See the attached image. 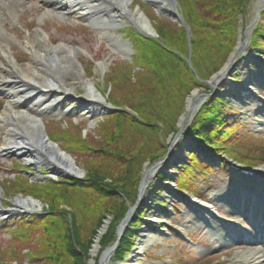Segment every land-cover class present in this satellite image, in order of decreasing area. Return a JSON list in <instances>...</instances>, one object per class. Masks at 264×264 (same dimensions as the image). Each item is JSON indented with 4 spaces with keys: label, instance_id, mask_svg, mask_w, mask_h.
Masks as SVG:
<instances>
[{
    "label": "trees",
    "instance_id": "obj_1",
    "mask_svg": "<svg viewBox=\"0 0 264 264\" xmlns=\"http://www.w3.org/2000/svg\"><path fill=\"white\" fill-rule=\"evenodd\" d=\"M247 2L248 0H181L186 22L190 25L193 34L191 38V63L194 70L185 66L186 62L177 54L162 47L157 42L149 40V43L138 48V55L135 57V64L143 68L142 72L138 71L137 73L140 77L138 82L141 91L135 94L136 96L133 95L135 93L133 89H131L132 93H128V89L124 87L126 82L122 83L121 74L126 69L118 66L119 68L113 71L110 78L113 86L118 87V91L113 93V103L117 106L132 108L140 115L141 120L125 111L106 117L105 124H102L100 129L102 142L92 140L94 145L100 143L101 147L86 148L88 147L86 144L78 145V141L73 142L78 147L88 149L86 150L88 155L94 157V159L87 160L86 163L88 179L51 182L49 185L41 186L40 190L42 192L36 190L33 194L44 198L52 209H57L59 205L66 203L71 205L73 193L83 190L86 185H90L94 191L100 192L104 201L115 203L113 200H118L119 204L122 203V205L117 207L113 206V203L109 205V208L101 214L96 225L91 229L90 237L84 241L82 238L80 240L77 238L79 228L75 230V222H70L68 215L65 217L68 212L66 209H61L64 216L58 215L57 218L55 214H51L45 219L44 223L42 222L45 224L44 234L42 233L45 235V247L37 249L42 253L41 255H47V257L40 259L38 256L33 255L29 264H87V252L92 242L91 238L96 234L102 220L109 214L113 215L112 222L102 236L100 244L105 247L115 240L117 222L123 217L127 208V205L123 202H126V198L132 201L136 192L138 180L136 159L140 157L139 162L142 163L141 161L145 159L144 156L148 159H155L159 156L160 151H164V148L160 150L158 146L154 148L156 143L151 140L157 134L158 125H163L165 128L169 127L171 132L176 129L177 111H174L173 108L165 109L161 106L151 109L150 102L153 100L155 104L160 105L161 101L169 98V103H172L173 98L175 106H179L177 102L181 100L184 94H187L196 86H202L195 75L197 74L200 78L205 79L223 64L236 40L237 17L245 12ZM157 29L160 37L168 43L169 49L175 50L184 56L187 55L186 32L182 27L165 21V23H159ZM174 60L179 61L183 66L178 65L179 63L174 62ZM134 96L135 100H132ZM221 101L222 99L218 98L208 99L188 129V132L197 134L206 143L211 144L214 149H220L217 145L228 136L227 130H221L219 115L222 111ZM139 121L148 127L152 126L151 129L149 128L151 132L150 140L143 137L144 140L131 146L130 143L133 142V139L131 134L125 132L126 129L123 128V124L127 122L131 125ZM112 123L123 129V131L121 129L108 131L107 127ZM217 127H220V129ZM160 136L164 138L165 135ZM162 137L161 139L164 140ZM82 140L84 141V139ZM96 159L98 161H95ZM120 162H125L127 168L123 172L111 167L118 166ZM106 176H110L112 180L106 181ZM117 192H121L125 198L122 199ZM137 224L138 221H134L131 223V227ZM35 226L39 225H25L26 228L28 227V231L34 229ZM24 237V234L21 235L22 239H25ZM131 237V230L127 229L116 250L115 255L117 258L126 253ZM77 241H81L83 247H79ZM40 261L42 262L37 263Z\"/></svg>",
    "mask_w": 264,
    "mask_h": 264
},
{
    "label": "bare ground",
    "instance_id": "obj_2",
    "mask_svg": "<svg viewBox=\"0 0 264 264\" xmlns=\"http://www.w3.org/2000/svg\"><path fill=\"white\" fill-rule=\"evenodd\" d=\"M147 1L153 3L157 9H161V5L166 3L167 0ZM42 2L46 5L49 14L58 9L57 14L61 15V17L70 14L75 19L84 20L88 23L92 22L99 27L98 32L102 36L106 35L105 37L110 40H113V36L110 34L108 27L112 25L116 27L120 19H122L120 14L124 13H127V16L139 26L141 32H153L151 23L145 13L139 8L134 11L131 9L134 0H42ZM18 6L17 0H0V71L2 74L0 77V91L3 92L7 100L5 107L0 112V122L3 125L4 131V139L0 144V156H6L3 154L8 155V152L12 151L11 153L20 158L26 165H33L34 167L43 165L42 167L47 169L49 174L67 173L82 175L83 170L76 165L71 155L48 139L45 134L44 123L40 116L44 111L60 112L58 107L59 97L56 96L58 95L56 92L53 93V88H61L64 91L73 92L74 83L70 87L66 86V77L74 78L83 86L84 92L79 99V106L77 107L79 114L92 115L96 112V105L103 103L99 90L94 81L84 76L83 67L79 60V54L83 53V50L77 46L66 44L65 42L53 44L50 42L49 35L39 28L34 33L28 32L25 34L23 40L19 43L28 51L29 60L22 64L15 58L9 43L12 41L13 36L5 30L2 22L4 19L3 15L6 13L17 16ZM114 6L118 7L117 17L112 13ZM127 48L126 44H120L118 53L123 57H127L129 52ZM250 63H254L253 60H249L247 64ZM97 65L102 70L107 66L104 61L98 62ZM229 65L230 63L226 65L227 69L230 68L231 65ZM258 67L261 68V65H258ZM242 70V75L247 81H258V76L256 77L254 73L250 74L246 67L243 66ZM247 81L244 82L246 85L249 82ZM217 82L215 77H213L211 85L215 86ZM39 87L49 88L52 91V98H50L48 103L43 100L41 92L38 90ZM235 88H238V85L231 84L230 89L234 90ZM244 92L243 90L242 94ZM231 93L233 94V92ZM234 94L241 97L238 90ZM243 97L245 100H248L249 92L247 96ZM194 102L195 98L192 99L190 97L188 99L186 106L188 111L194 107ZM43 103L46 106L42 108L41 104ZM176 136H179V134ZM173 155L176 154L173 153ZM238 184H241L242 187L245 186L248 188L247 190H251L250 188L253 187L244 178ZM234 187L238 186L234 185ZM234 187L231 190L220 189L218 191L220 196L215 200L221 202L222 206H231L230 200L232 199L241 200L243 198L242 200L245 201V194H240ZM250 194L254 199L262 197L254 192H250ZM1 200L0 191V203ZM15 202L16 206H20L22 210L32 213L39 210L40 207V202L31 197L19 196ZM201 204L205 205L208 203ZM198 205L194 209L195 212L193 217H190V221L199 228L206 229L208 232L210 230L215 232H212V238L214 237L215 242H217L218 238L226 240V235L219 233L221 225L215 222V215L206 207L203 210V206ZM201 209L204 212H201ZM5 213L7 214L8 211H4L2 214L5 215ZM107 226L108 223L105 221L100 227L99 232L95 235V242L91 248L92 255L97 254L99 250V234L103 233L107 229ZM163 230L165 229H158V233L160 231L163 232ZM143 231L144 235L140 237L137 248L122 263L138 264V260L143 256L144 248L148 244H154L155 241H158L159 236L152 233L151 229H145ZM236 256L238 257L237 260L231 264H264V247L238 250ZM92 264L94 263L92 262Z\"/></svg>",
    "mask_w": 264,
    "mask_h": 264
},
{
    "label": "rangeland",
    "instance_id": "obj_3",
    "mask_svg": "<svg viewBox=\"0 0 264 264\" xmlns=\"http://www.w3.org/2000/svg\"><path fill=\"white\" fill-rule=\"evenodd\" d=\"M134 3L136 4V2H134ZM263 6H264V0H248L247 4L245 5V7L248 8L247 11L244 12L245 14L243 13L242 16L239 15V17H237V21H238L237 25H239L240 20H244V22L242 23L243 28H244V26L251 24V28L248 29V32H249L248 38L245 39V36L243 34H241V38H240L241 41H243V42L246 41L249 46H250V42H251V39H250V36L252 34L251 31L253 29L252 25L255 24L256 19H259V16H257V12H258V9H261ZM35 8L36 7H34L33 5H32V9L26 7L25 10H27V12L22 16L23 22H24V24L21 22L22 25L25 27L31 26V29H30L31 32H33L38 27H41L42 30H43V28L46 29V32L50 36V41L53 44H57L61 41H64V42L69 43L73 46H79L80 48H82V50H84V53L79 54V59L81 61L82 66L87 68L88 64H90V62H88L89 60H93L95 63L92 67L93 73L90 76H86L85 78L94 81L96 87L98 89H100L101 92H103L104 89L106 88V84L108 83L107 78H106L107 71H109L110 67H112L114 64L118 63V65H120L122 63H119V62H122L123 60L127 61L126 60L127 58H123L118 52L113 50L112 47L110 46L109 42H107L104 38H102L101 34L96 29L93 28L90 30V29H85V28L80 27V24H85V22H83L81 20H77V19H72V17L70 15H67L63 18H60L56 15L45 16V17L40 16L41 20L38 23L37 22V16H39L41 13L40 12L37 13V11H35ZM143 9L146 10L147 16L150 17V20L152 21V23L154 22L155 19L159 18V15L157 17L152 15L155 12L151 9V7L147 6ZM42 20H43V22H42ZM60 22H68L71 25H73V27L70 28V27L62 26V27L58 28V30H56L55 28L58 26L56 23H60ZM19 31H21V30H19ZM111 32H114V31L111 30ZM258 33L259 34L264 33V27H260ZM23 35L24 34L18 35L19 40L22 39ZM259 40H260L259 46L264 47V42L261 39H259ZM11 47H12V51H13L14 55L17 57L18 60L22 61V64H24L25 62H27L29 60V55L27 53L28 51L26 52V50L20 44L14 43L13 45H11ZM188 55H189V52L187 53L186 57H188ZM100 61L106 62V65H107L104 68L102 74L100 73L99 66L97 65L98 62H100ZM174 62L179 63L178 65H180V66H183L179 61L177 62L174 60ZM130 65L131 66L129 68L134 73V79L131 80L130 82H126L124 87L128 89V93L131 92V89H133V92H135L133 95H135L141 91L140 85L138 82L140 77H139V75H137L138 72L135 73V71H136L135 65H133V64H130ZM185 66H187L189 69L191 67V65H189V64H185ZM140 72H142V71H140ZM1 75L2 74L0 71V77H1ZM103 75H105V76H104V79L102 80ZM135 79H136V81H135ZM102 81H103V83H102ZM73 83H74V89L76 90L77 94L82 96L83 92H84L82 84L80 82L76 81L72 77H66V80H65L66 86L70 87V85ZM103 84L105 86L104 89H103ZM121 88H123V87H121ZM205 89H206V86L203 88H198V90H194V91H192V89H191L187 94H184L185 96L183 95L181 100H179L177 102V104H179V106H177V105L175 106L174 99L172 97L171 98H172L173 105H171L172 104L171 102L169 103V101H170L169 98L167 100L165 98L164 101H161L160 105L155 104V102L152 100V102H150V106H152L151 109L156 107V106H161V107H164L165 109L173 108L174 111H177V114H178L177 118L175 120L177 123V126H181L182 121L184 122V123L183 122L182 123L185 124V122H187V120L189 119V118H185V119L182 118V117H185V115L188 111L187 107H186L188 99L190 97H192V99H194L196 97L194 103H195V105H197L199 103L200 98H201L200 92H202V90H205ZM196 93L198 94V96H196ZM135 96L132 98V100H135ZM5 102H6L5 98L1 95L0 96V103L3 104V106H5ZM63 103H65V102H63ZM67 103H70V102H66V104ZM72 104H73V106L76 105L75 102H72ZM246 107H248V106H246ZM226 109L231 110L230 107L225 106V110ZM225 110L223 111V113L226 114L227 117H230L232 119H234V117H239V116L241 117V113L230 114L229 111L226 112ZM229 114H230V116H228ZM66 116H71L72 118L75 119V121H73V123L74 124H75V122L78 123L77 126L79 127L78 129L81 130V132L84 130H88V133H90V135H89V142L90 143H92V140H95L93 135H96V136L101 135L102 136V134L100 133V129L102 127L101 125L105 124V120L103 122H100L98 127L96 128L95 126H96V122H97V118H98L96 116L90 115L91 117H89V116L87 117V116H80V115L71 114V113H68V115H66ZM42 117H43V122L46 123L45 118H53V117L57 118V117H59V113L58 112L47 113ZM105 117H106V115H105ZM62 118H64V116ZM253 118H254V115H251L248 118H246L245 120L248 119V121L246 122L245 126L243 125L242 127H239L234 131L235 136L244 130L245 133L252 131V132H256L257 134H261L259 136L263 135V137H264V127L253 126V124H252ZM47 121H48L47 122V129H48L49 135L50 136L58 135L60 133L58 123H56V121H53L52 119L47 120ZM60 123L62 124V126H66V122L64 121V119H61ZM124 127L126 129L125 132L131 134V137L133 139L132 143L129 142L131 146L134 145L135 143H140L139 141L145 139L143 137H146L147 140H150L151 132H150L149 128L151 129L152 126L148 127L146 124H143L139 121L137 123L134 122L131 125H129V123L126 122L123 124V128ZM107 128H108V131L121 129L113 123L110 124ZM73 129H74V125H71L69 127V132H72ZM121 130L123 131V129H121ZM156 133L157 134H156L155 138L152 137V139H151L153 142L156 143L154 148H156L158 146V148L160 147V150H163V148L168 146L167 142L172 140L173 133L171 132V130H169V127L165 128L163 125L157 126ZM160 135H165V136L163 138ZM161 137L163 139H165L166 141L162 140ZM243 137L244 136H242L241 138H243ZM246 138L247 139H245V144H248V145L252 144L253 140L251 139L252 138L251 135H247ZM3 139H4L3 125L0 122V144L2 143ZM168 139H170V140H168ZM184 142L185 141H183V142L178 141L177 143H174V145L172 146L173 150L176 151V153H177L175 155V157L180 158V159H176L175 157H173L176 159L175 164H179V162L181 161V158L185 155L186 149L183 146ZM145 144L147 145V143H145ZM168 144H169V142H168ZM161 152L162 151H160L159 155L161 154ZM70 153L74 159V162L79 167H83L82 161H86V163H87V160H84V159H86V158L88 160L94 159V157L88 158V156H87L88 152L87 151L82 150L79 152L75 151L74 153L73 152H70ZM144 157H145V159L141 161L142 163L139 162L140 157L136 159L135 164H136V166H138L137 171H139V169H140V167L144 161H148L147 157L146 156H144ZM159 158L161 159V155ZM153 160L154 159H152V161H151L152 163H154V161L155 162L157 161V159H155L154 161ZM95 161H98V159H96ZM14 163H19L22 165V160L20 158L12 156V155L0 156V191H1V195L2 194L5 195L4 194L5 192H3L1 189V185L5 184V186H6L7 183H4V181L6 182L7 179L12 178L14 176L13 170L11 168L12 166H14ZM145 164H147V163H145ZM108 165H110V164H108ZM151 165L152 164H147L146 168H148ZM262 165L264 166V164H262ZM25 167L31 168L30 166H25ZM111 167L116 169L117 171L119 170L121 172H123V171H125V169H127L125 162H120L118 166H111ZM257 167H259V166H257ZM169 170H171V169H169ZM30 171H32V170H30ZM136 172H135V174H136ZM166 173L168 174L169 171ZM187 174L191 175V178H192V179L187 178L189 180H186V181L184 180L186 183L190 182L192 184V185L190 184L191 189L189 191L191 192V190L196 189L195 192L197 193V195L201 196L205 200L208 199L210 192L212 190H217V189L219 190L222 186L230 183L232 180V178L229 174V171L226 169L225 166H222L219 168L218 166L214 165L212 171L207 170V173L203 172V173H201V175H197V174L194 175L191 171H188ZM32 178H34V177H31V179L29 178L28 181L32 182ZM44 179H46V177L42 176V177H39V179L34 180V181L42 182V180H44ZM180 180H182V178L178 179L179 182H180ZM10 185H11V187H13L14 183L11 182ZM48 185H49V183H48ZM33 187H35V185ZM192 187H194V189H192ZM37 188H38V186H37ZM38 189L40 190V188H38ZM40 191L42 192V190H40ZM12 195H15V196L8 199V203L14 204L15 199L18 196L28 197L29 193H28V189L27 190L24 189V191H22V192L21 191L19 192L17 190L15 192H13ZM162 196H164V195H162ZM157 199L158 198H156L155 201H152L149 198H146L147 202L142 204V211H143V213H146V217H144V219L147 221H156L158 218H160V220H165V221L167 220L168 222H171L172 227H169L168 236H162V235H159L157 233H154V234L159 236V240L156 243L154 242L155 244L150 243V244H148V246H146L144 248L146 251H148L147 254L153 253L154 255H160L159 258H161V259L159 260V258H154V255L153 256L152 255H147V256L144 255L141 257L140 260H138V264H229L232 260H234L233 255H234L235 251H232L233 255H231L229 257H225V256L224 257H222V256L218 257V255L220 254L219 251L213 252L211 250L212 246H210L208 244L209 241L207 240L208 235L202 234L205 232H202V230L200 228H197L195 225H193L192 221H190V216L193 213L191 214L189 211L188 212L185 211V209L183 207L185 204L183 201H181L182 205H180L178 197L173 198V199L178 201V202H174L177 205V207L176 208L174 207V213L171 214L168 218H166V217L163 218L164 212H162V214L160 212H156V208L158 206L157 204H162L161 200L159 201V199L158 200ZM72 200H73V202L70 205V209H71V212H74V215H75L74 217L78 221V223H77V221H75V223H74L75 228H76L75 230H77V228L80 229V232L77 235L78 240H80V238H81V231L88 233L90 231V229L96 225L97 219L101 216V214L104 213L109 208V205H111L113 203L112 201H104V199L101 198L100 192L94 191L90 187V185H86L85 188H83V190H81V191L74 192L72 195ZM43 201L44 200L41 201L42 202L41 204L45 206V202H43ZM113 201H115V203H113V206L117 207L118 205L119 206L122 205V203L119 204L118 200H113ZM3 202H5V201L3 200ZM150 202L156 203L157 206L149 204ZM162 202H164V201H162ZM167 202H169V201L164 202L162 206H159V208L164 211V208L168 207ZM66 204H68V203H66ZM123 204H126V202H123ZM145 205L147 207H145ZM62 207H64V206H62ZM217 207H218V205H217ZM67 208H69V206ZM54 212H55V215L57 216V218H58V215L64 214V212H62V210H60V209L59 210L55 209ZM67 215H68V213L65 214V217ZM112 217H113L112 214L105 216V218L102 220L100 225L102 226L104 221L109 220V226H110V223L112 222ZM3 221L11 224V221H13V219L8 218V219H5ZM3 221H2V219H0V248H1L0 250H2V249L5 250L6 248H9L11 246L10 244L12 242L11 241L12 239L10 238V235H9L10 234L9 231H7V230L5 231V229H4V227L6 225H5V222L3 223ZM120 222H121V218L118 220L117 225H119ZM8 223H6V224H8ZM149 224L155 225L152 223H149ZM176 224L178 225L177 228H178L181 235L179 233H177L176 230L173 229L174 227L176 228V226H175ZM109 226H108V228H109ZM142 226L143 225H141L139 228H142ZM136 233L139 235L138 231H136ZM103 235H104V233L101 235V238ZM82 236H84V235L82 234ZM185 237L191 238L192 242L191 243L187 242L185 240ZM101 238H100V240H101ZM93 240H94V238H93ZM77 243H78L79 247H83L81 244L82 243L81 241L80 242L77 241ZM33 245L37 246L36 244H33ZM33 245L31 244V241H29L28 244L19 243V245L16 247L15 250H17V249L21 250V249L27 248V246L28 247L32 246L33 249L37 250L36 247H34ZM108 245H110V243ZM15 250L13 252H15ZM90 250H91V248L88 251L89 256H91ZM100 252H101V250H100ZM17 253H19V250H17ZM217 253H218V255H217ZM214 254H216L217 256ZM15 255H19V254H15ZM98 255H99V251L97 252V254L95 255L94 258L96 259ZM101 255H102V252L100 254V257H101ZM212 255H214V256H212ZM18 257L15 256L13 259H11V263L12 264H22V263H24V261L27 262V260H25L23 258V257H26L28 259L27 255H23V257H19V258ZM127 257H128V255H127ZM211 257H213L211 259L213 262L212 261L211 262L206 261V260L210 259ZM118 258L124 259V258H122V255L119 256ZM216 259H218L220 262H218V263L214 262V260H216Z\"/></svg>",
    "mask_w": 264,
    "mask_h": 264
},
{
    "label": "water",
    "instance_id": "obj_4",
    "mask_svg": "<svg viewBox=\"0 0 264 264\" xmlns=\"http://www.w3.org/2000/svg\"><path fill=\"white\" fill-rule=\"evenodd\" d=\"M174 15V14H173ZM106 258H104L103 260H100V263L99 264H105V262H106V260H105Z\"/></svg>",
    "mask_w": 264,
    "mask_h": 264
}]
</instances>
